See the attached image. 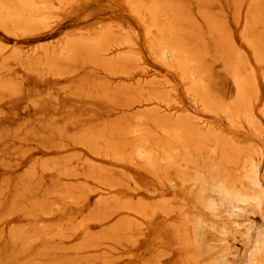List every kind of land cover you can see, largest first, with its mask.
Here are the masks:
<instances>
[{
  "label": "rangeland",
  "instance_id": "obj_1",
  "mask_svg": "<svg viewBox=\"0 0 264 264\" xmlns=\"http://www.w3.org/2000/svg\"><path fill=\"white\" fill-rule=\"evenodd\" d=\"M165 1L179 16V39L199 51L209 68L216 100L227 103L236 92L220 62L221 47L245 55L254 68V112L264 131V75L248 45L264 43V0ZM66 5L54 12L48 28L31 35L0 28V79L13 87L0 90V264H207L214 255L203 254L204 245L198 253L185 214L211 217L178 175L184 153L177 157L179 166L160 170L143 161H116L105 155L106 148L110 142L132 143L130 127L156 133L155 122L135 119L155 111L174 119L183 113L200 117L205 128L221 130L250 149H264V134L244 121L233 126L197 103L189 84L149 50L148 14L133 13L128 0ZM100 29L108 37L102 56L121 60L118 65L94 63L82 51L77 63H55L59 75L41 65L60 60L51 53L57 43L96 37ZM154 90H165L172 102L156 98ZM202 155L207 157V150ZM245 219L261 224L257 216ZM205 240L215 242L213 233ZM226 240L238 264L250 244L240 235Z\"/></svg>",
  "mask_w": 264,
  "mask_h": 264
},
{
  "label": "bare ground",
  "instance_id": "obj_2",
  "mask_svg": "<svg viewBox=\"0 0 264 264\" xmlns=\"http://www.w3.org/2000/svg\"><path fill=\"white\" fill-rule=\"evenodd\" d=\"M73 1L0 0V28L7 33L20 35H31L45 30L50 20L54 18V12ZM128 1V6L133 13L141 18L144 14H148L150 18V21L149 18L145 20L147 23L146 26L144 25L149 50L164 66L179 73L181 79L189 84V90L197 103L204 105L211 112L221 113L233 126H242L241 121H244L255 132L264 134L254 112V102L258 97L254 68L249 65L245 55L234 50H225L224 46L221 47L224 60L220 62L223 64L226 75L232 80L236 92L227 103L218 101L210 92L211 72L201 60V53L194 51L195 49L193 51L188 49L189 46L186 47L183 40L178 37L180 30L176 24L179 16L170 4L165 0ZM105 30H101L99 34L95 33L98 34L96 37L84 35L74 42L69 39L62 40L51 52L53 57H59L60 60H50V65L46 62L41 65L47 67L45 68L49 74L56 75L58 74L55 64L57 61L77 63V57L81 51L86 57L93 58L94 63L98 62L106 66L118 65L121 60L114 62L102 56L108 51V37ZM132 43L130 39H125L126 45L131 46ZM248 45L256 59L254 60L256 65L262 68L264 75V43L248 41ZM16 57L15 54L12 58ZM72 73L75 72H67L66 75ZM12 89L9 84L0 79V90L10 92L13 91ZM159 94L168 105L172 102L165 90L161 92L154 90L153 95L156 98ZM156 112L154 115H135L136 120L155 122L156 133H143L130 127L127 135L135 140L130 144L121 143L122 145L110 142L111 146L104 150L105 155L110 156L111 153L114 160L122 162L143 161L149 166L164 170L179 166L177 157L183 152L185 166L182 173L178 175L184 185H191L199 205L211 217L207 219L208 216L204 213L187 212L185 214L191 226L192 241L198 253L201 251V248H198L199 245H204L203 254L214 255L207 264H233L231 257L236 254V251L233 252L234 249L226 239L229 235L234 237L240 235L250 244V248L244 254L246 256L244 259L237 260L238 264H264V186L262 184L264 172H261L264 149H250L246 146L245 148L221 130H215L212 126L205 128L198 121L200 117H193L189 113H183L174 119L172 116L159 115ZM91 140L95 141L96 137L84 141ZM175 142L180 146L179 149L175 148ZM205 150L208 152L207 157L202 155ZM246 216L259 217L261 224L256 225L253 221L245 219ZM208 233H213L215 242L205 240Z\"/></svg>",
  "mask_w": 264,
  "mask_h": 264
}]
</instances>
